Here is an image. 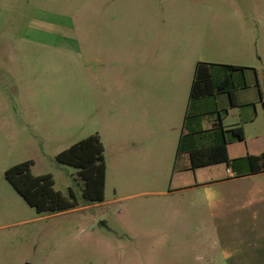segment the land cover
Masks as SVG:
<instances>
[{
  "label": "crops",
  "instance_id": "obj_1",
  "mask_svg": "<svg viewBox=\"0 0 264 264\" xmlns=\"http://www.w3.org/2000/svg\"><path fill=\"white\" fill-rule=\"evenodd\" d=\"M117 26L114 21L106 23L100 33L77 34L73 30L70 34L0 35V216L32 215L33 209L5 180V170L31 161L32 175L49 174L54 187L51 172L35 170L54 166L60 152L97 135L105 164L103 202L74 210L94 209L132 196L115 197L123 185L149 182L151 171L159 165L175 173L170 178L174 188L169 192L208 191L202 199L212 202L206 209L211 218L203 220V229H218L225 214L232 213L244 218L237 231L239 240L251 238L252 223L259 221L264 228V171L235 174L226 166L225 176L220 178L213 172L219 164L192 169L189 153L209 149L220 142L221 129L237 127L243 131V140H228L229 160L264 153V106L260 97L264 81L261 83L256 70L251 68L254 80L250 75L248 80L233 82V102L226 92L190 99L195 66L200 62L190 66L189 55L181 46L174 53L166 35L124 36L109 32L110 28L116 31ZM130 38L134 48L133 68L126 82L124 43ZM26 62L36 65L40 71L35 69L36 77L35 71L25 69ZM61 71L65 72L62 78ZM217 80L221 81L219 75ZM188 108H191L189 120ZM230 116L233 122L226 124ZM203 132L206 135H199ZM190 172L194 177H189ZM257 182H261L260 187ZM218 187L225 189L223 195L217 193ZM69 188L72 184H68L67 193ZM108 191L113 194L110 199ZM257 197H261L260 201L255 200ZM214 202H241L248 204L249 209L218 211ZM97 231L113 233V240L120 245L133 247L137 243L127 234L119 235L122 231L107 220ZM221 238L212 247L201 249L203 256L198 261L215 263L222 245L230 243V238ZM236 244L237 247L225 248V256L230 258V264H245L249 249L242 243Z\"/></svg>",
  "mask_w": 264,
  "mask_h": 264
},
{
  "label": "rangeland",
  "instance_id": "obj_2",
  "mask_svg": "<svg viewBox=\"0 0 264 264\" xmlns=\"http://www.w3.org/2000/svg\"><path fill=\"white\" fill-rule=\"evenodd\" d=\"M113 21L118 26L116 31L110 28V33L170 37L167 44L171 43L174 53L181 46L189 55L190 66L205 62L239 67L233 72L226 70L233 82L248 80L250 75L254 80L253 68L259 81H264V0H0V35L70 34L73 30L77 34L100 33ZM132 45V39H126V82L133 68ZM24 65L35 71L36 77V65ZM64 73L61 71V78ZM232 122V116L227 118L226 124ZM35 172H51L53 188L65 197L68 184H72L80 199L83 182L72 168L54 164ZM213 172L222 178L226 164L216 165ZM172 174L157 165L149 182L123 185L115 195L132 196L94 209L44 217L31 209L32 215L0 216V264H204L198 261L203 256L201 249L212 247L215 240L219 243L222 236L230 238L228 247L242 243L249 249L245 264H264V228L259 221L252 223V237L243 241L237 231L244 218L232 213L225 214L218 229H203V220L211 218L206 209L212 202L202 199L208 191L169 192L174 188ZM188 175L194 177L193 172ZM223 190L216 188L221 195ZM112 196L108 191L107 198ZM214 207L233 212L249 209L241 202H214ZM26 218L34 219L15 223ZM104 220L119 228V235L137 240L136 245H120L113 240V233L98 232ZM227 246L222 245L218 260L210 264L231 263L225 256ZM251 257L260 260L251 261Z\"/></svg>",
  "mask_w": 264,
  "mask_h": 264
},
{
  "label": "trees",
  "instance_id": "obj_3",
  "mask_svg": "<svg viewBox=\"0 0 264 264\" xmlns=\"http://www.w3.org/2000/svg\"><path fill=\"white\" fill-rule=\"evenodd\" d=\"M239 67L197 63L190 90V99L212 95L214 92H226L233 102V80L226 70L237 71ZM217 75L221 78L218 82ZM241 82V81H240ZM243 82V81H242ZM260 97L263 99L264 91ZM186 119H191V108H188ZM185 127V124H184ZM229 134V136H227ZM228 140L242 141L243 131L240 127L220 131V142L206 150L189 153L191 168L196 169L214 164H226L235 174L241 171L256 173L264 171V153L247 156L242 159L229 160L226 153ZM55 162L61 166H69L77 170L83 189L78 199L72 188L67 197L53 188V180L49 174L34 176L31 173V161L11 166L4 172L5 180L42 216H52L103 202L105 164L103 146L97 135L89 136L60 152ZM240 176V175H238ZM81 205V206H80Z\"/></svg>",
  "mask_w": 264,
  "mask_h": 264
}]
</instances>
